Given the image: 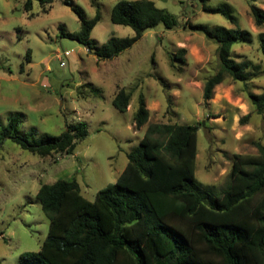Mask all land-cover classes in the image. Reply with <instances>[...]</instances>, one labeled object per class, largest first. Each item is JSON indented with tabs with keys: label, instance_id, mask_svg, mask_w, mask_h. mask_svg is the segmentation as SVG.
<instances>
[{
	"label": "rangeland",
	"instance_id": "1",
	"mask_svg": "<svg viewBox=\"0 0 264 264\" xmlns=\"http://www.w3.org/2000/svg\"><path fill=\"white\" fill-rule=\"evenodd\" d=\"M66 1L80 6L88 19L100 8L102 18L91 36L96 46L111 37L135 36L132 28L111 21L113 7L122 0H55L46 12L35 2L32 13L24 9L26 0H0V129L16 118L19 136L30 142L60 136L80 123L88 131L72 155L40 157L12 138L0 141V264H27L22 255L37 252L46 240L49 219L37 199L42 185L76 178L83 196L94 201L99 190L116 182L127 154L152 124L200 127L196 177L217 190L229 181L234 154L256 155L257 143L264 145V116L254 112L248 98L249 91H264L258 40L264 27L255 25L250 11L253 2L264 10V0H151L181 25L149 29L113 59H99L78 41L62 37V29L76 33L81 28ZM223 4L232 7L237 24L206 11ZM187 22L250 31L251 40L239 41L232 58L252 60L257 66L252 74L258 76L247 84L227 79L205 103V82L220 68L218 46L183 27ZM119 89L132 96L126 112L113 106ZM141 95L150 118L138 128L134 115Z\"/></svg>",
	"mask_w": 264,
	"mask_h": 264
},
{
	"label": "trees",
	"instance_id": "2",
	"mask_svg": "<svg viewBox=\"0 0 264 264\" xmlns=\"http://www.w3.org/2000/svg\"><path fill=\"white\" fill-rule=\"evenodd\" d=\"M35 2L46 12L55 0H26L25 11L32 13ZM66 4L79 16L81 28L76 33L62 29V37L89 46L99 59L119 56L160 24L167 29L181 25L151 0H122L113 7L111 21L132 28L135 36L111 37L98 47L91 36L102 18L100 8L88 19L80 6ZM206 11L237 24L228 4ZM250 11L255 25L263 28L264 10L253 2ZM183 27L218 46L220 68L205 82V103L227 79L247 84L258 76L252 74L257 69L252 60L232 58L239 41L251 40L250 31L190 22ZM258 40L264 57V32ZM248 98L254 112L264 116V91H249ZM131 100L130 93L119 89L113 106L126 112ZM149 118L141 95L134 123L141 128ZM199 130L198 125H150L139 146L127 154L128 163L116 182L99 190L94 201L83 196L76 178L42 185L37 199L49 219V233L41 248L22 255V260L27 264H264V145L257 143L256 155L234 154L229 181L217 190L196 177ZM87 135L86 124L80 123L60 136L45 135L30 142L19 136L16 118L0 129V141L12 138L40 157L72 155Z\"/></svg>",
	"mask_w": 264,
	"mask_h": 264
},
{
	"label": "water",
	"instance_id": "3",
	"mask_svg": "<svg viewBox=\"0 0 264 264\" xmlns=\"http://www.w3.org/2000/svg\"><path fill=\"white\" fill-rule=\"evenodd\" d=\"M87 50H91L89 46H85ZM203 125H204V122H203Z\"/></svg>",
	"mask_w": 264,
	"mask_h": 264
},
{
	"label": "built area",
	"instance_id": "4",
	"mask_svg": "<svg viewBox=\"0 0 264 264\" xmlns=\"http://www.w3.org/2000/svg\"><path fill=\"white\" fill-rule=\"evenodd\" d=\"M62 58V57H61Z\"/></svg>",
	"mask_w": 264,
	"mask_h": 264
}]
</instances>
